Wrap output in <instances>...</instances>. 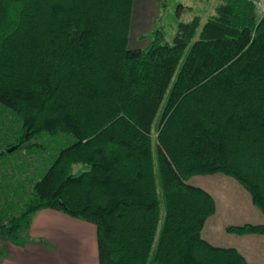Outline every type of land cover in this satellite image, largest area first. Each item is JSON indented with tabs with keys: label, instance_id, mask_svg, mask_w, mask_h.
<instances>
[{
	"label": "trees",
	"instance_id": "16d2710c",
	"mask_svg": "<svg viewBox=\"0 0 264 264\" xmlns=\"http://www.w3.org/2000/svg\"><path fill=\"white\" fill-rule=\"evenodd\" d=\"M132 5L0 0V235L54 209L94 225L98 264H247L201 238L214 201L187 181L228 176L264 218V13L222 0L141 49Z\"/></svg>",
	"mask_w": 264,
	"mask_h": 264
},
{
	"label": "crops",
	"instance_id": "0c3cea01",
	"mask_svg": "<svg viewBox=\"0 0 264 264\" xmlns=\"http://www.w3.org/2000/svg\"><path fill=\"white\" fill-rule=\"evenodd\" d=\"M152 2L133 0L129 34L137 19L134 11L141 10L140 16L148 20ZM187 183L207 192L215 203V212L203 223L201 238L214 247L236 250L247 264H264L263 235L225 232L227 226L260 225L264 221L242 186L220 173L193 176ZM229 187L239 196H232ZM227 195L234 202L227 204ZM0 264H98L95 227L60 211L41 209L34 213L21 238L0 240Z\"/></svg>",
	"mask_w": 264,
	"mask_h": 264
},
{
	"label": "rangeland",
	"instance_id": "374dc122",
	"mask_svg": "<svg viewBox=\"0 0 264 264\" xmlns=\"http://www.w3.org/2000/svg\"><path fill=\"white\" fill-rule=\"evenodd\" d=\"M153 1L154 3L152 2L150 7L151 16L150 17L148 16L149 18L148 20L143 19L144 18L142 17L143 15L140 16L141 10L137 12L134 11V18L137 19L135 25H133V28L130 31V34L128 35L129 48H141V49L146 48L151 39V33L154 30H160L164 35L165 40L168 43H170L176 32L177 24L179 22H189L194 17L198 16L200 19V27H201L210 16L215 14L216 6L222 3V0H153ZM255 1H257L258 6L261 7L260 9L261 13L259 14L261 15L262 13H264V0H255ZM137 8L141 9L139 5L137 6ZM156 120H155V124H153V131H152L153 138L156 131L155 130ZM20 158H22V156H20L18 159L17 157L10 158L8 162L11 165L9 163L8 164L6 163L5 165L7 167H9L10 165V168L12 165L14 167H17L21 162ZM76 170H78L77 166H73V171ZM7 172L8 175L12 177L14 174H16V172L19 173L17 169L14 170V173L11 172V170H8ZM191 181L193 183L194 180ZM229 191L231 192L229 193L232 196H236V197L239 196L237 195V193H235V191L232 188H230ZM226 198H227L226 200L227 204H229L230 202H234V200L231 199L229 195H227ZM1 210L2 208L0 207V211ZM1 239L2 237L0 235V240ZM4 240H6V238H4Z\"/></svg>",
	"mask_w": 264,
	"mask_h": 264
},
{
	"label": "water",
	"instance_id": "95a60500",
	"mask_svg": "<svg viewBox=\"0 0 264 264\" xmlns=\"http://www.w3.org/2000/svg\"><path fill=\"white\" fill-rule=\"evenodd\" d=\"M15 148H16V146L13 145V146L7 148V152H11V151H13Z\"/></svg>",
	"mask_w": 264,
	"mask_h": 264
},
{
	"label": "built area",
	"instance_id": "2783aa9c",
	"mask_svg": "<svg viewBox=\"0 0 264 264\" xmlns=\"http://www.w3.org/2000/svg\"><path fill=\"white\" fill-rule=\"evenodd\" d=\"M261 8V7H260Z\"/></svg>",
	"mask_w": 264,
	"mask_h": 264
}]
</instances>
